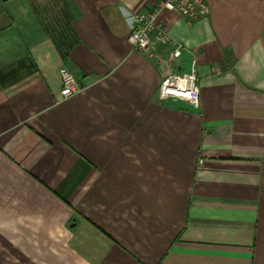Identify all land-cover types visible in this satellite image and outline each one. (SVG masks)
Returning a JSON list of instances; mask_svg holds the SVG:
<instances>
[{
    "label": "crops",
    "instance_id": "0c3cea01",
    "mask_svg": "<svg viewBox=\"0 0 264 264\" xmlns=\"http://www.w3.org/2000/svg\"><path fill=\"white\" fill-rule=\"evenodd\" d=\"M162 1L0 3V264H264V0L161 12L157 65L127 39Z\"/></svg>",
    "mask_w": 264,
    "mask_h": 264
},
{
    "label": "built area",
    "instance_id": "2783aa9c",
    "mask_svg": "<svg viewBox=\"0 0 264 264\" xmlns=\"http://www.w3.org/2000/svg\"><path fill=\"white\" fill-rule=\"evenodd\" d=\"M163 11L173 12L188 22L204 19L209 14V8L204 0H164L153 10L137 14L134 27L127 40L133 51L147 56L157 65L161 64L156 53L157 44L171 48L169 59L180 57L184 49L160 27L158 15ZM60 75V101L81 92L75 77L68 70L61 69ZM158 99L162 102L184 100L191 106H197L199 87L194 64L185 73L168 71L159 85Z\"/></svg>",
    "mask_w": 264,
    "mask_h": 264
},
{
    "label": "rangeland",
    "instance_id": "374dc122",
    "mask_svg": "<svg viewBox=\"0 0 264 264\" xmlns=\"http://www.w3.org/2000/svg\"><path fill=\"white\" fill-rule=\"evenodd\" d=\"M2 2V0H0V3Z\"/></svg>",
    "mask_w": 264,
    "mask_h": 264
}]
</instances>
